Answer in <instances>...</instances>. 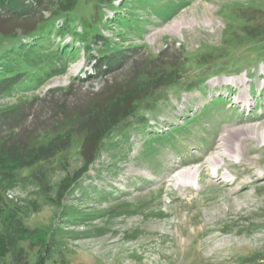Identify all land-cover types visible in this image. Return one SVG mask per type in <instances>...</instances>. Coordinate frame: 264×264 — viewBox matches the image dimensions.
<instances>
[{"label": "rangeland", "instance_id": "1", "mask_svg": "<svg viewBox=\"0 0 264 264\" xmlns=\"http://www.w3.org/2000/svg\"><path fill=\"white\" fill-rule=\"evenodd\" d=\"M165 1L158 0L156 5ZM251 1L172 0L175 10L166 16L130 3L121 8L119 0L112 2L114 8L91 3L83 18L95 24L104 12L96 27L112 37L113 44L124 47V63L88 79L99 55L94 50L84 53L83 44L75 41L57 56L61 62L56 69L65 65L64 72L42 75L37 86L0 93V109L21 105L26 123L24 134L14 135L13 120L6 118L0 124V140L9 143L12 138L37 133L46 142L61 119L59 99L67 106L80 105L89 99L109 98L113 87L128 89L143 83L139 75L152 65L145 59L149 53L156 57L163 52L170 60L174 52L194 56L203 48L222 47L229 25L241 32L237 17L258 13L252 11ZM257 1L264 6L262 0ZM47 7L50 2L44 4L42 13L39 7L31 9L21 23L30 26L41 14L49 17ZM131 10L139 19L150 13L151 21L140 24L139 29L116 23L115 13L124 11L127 16ZM61 22L54 24L56 30L50 34L53 48L48 50L72 42L70 34L60 37ZM13 25L9 20L2 23L4 31L14 28L19 32L18 23ZM76 26L82 31L81 23ZM119 32L126 34L119 38ZM263 54L238 51L233 63L224 62L229 66L222 73L217 72L221 67L217 64L202 68L190 64L185 83L192 87L179 97L174 90L168 92L163 110L145 112L142 122L147 125L128 132V141L116 151L104 148L79 178L77 183L90 189L88 196H80L79 188L62 197L58 194L62 179L82 166L79 147L83 134L79 131L73 133L65 152L21 170L10 190L0 187V228L4 233L10 230L4 216L8 221L15 213L21 219L16 223L20 229L15 228L20 239H12L4 263L34 264L42 254V264H264ZM200 79L203 82L198 84ZM249 92L260 97L247 110L238 104L239 100L243 105L251 101ZM158 98L141 104L150 106ZM178 125L184 130L169 132L175 136L174 146H166L152 159H139L149 137L143 133L145 129L157 127L163 134ZM224 138L233 148L227 153L221 149L227 148L221 147ZM124 149L126 154H122ZM221 152L223 158L214 163L213 157ZM105 193L112 195L102 198Z\"/></svg>", "mask_w": 264, "mask_h": 264}, {"label": "trees", "instance_id": "2", "mask_svg": "<svg viewBox=\"0 0 264 264\" xmlns=\"http://www.w3.org/2000/svg\"><path fill=\"white\" fill-rule=\"evenodd\" d=\"M157 1L119 0V3L121 8L129 3L131 6H136L135 8L149 7L158 10L165 16L174 12L175 7L172 5V0H166L163 5H156ZM48 2H50V7H47L50 11L49 17L43 18L41 14L39 19L33 20L30 26L21 23L26 20L27 13L35 7H39L42 13L44 4L47 5ZM112 2L114 0H0V93H11L17 87L37 86L41 83L42 75L59 73V70L64 72L65 65L60 69H56L55 66L57 62H61V59L58 58L59 53L65 52L68 46H73L75 41H80L83 44L84 53L91 52L92 54L94 50L99 55L96 60L95 72L88 74V79L103 75L114 69L115 66L124 63V58L127 57L122 52L124 47L113 44L112 37L104 35L100 28L96 27L101 24L104 12L99 15V21L95 24L88 18H83L84 14H89L88 6L91 3L96 6L106 4L112 8L116 7ZM249 4L255 6L252 11L258 13L250 17L246 15L237 17L241 24V32L229 25L226 28L222 47L203 48L197 51L194 56L192 53L185 55L183 51L177 54L174 52L170 60L164 56L163 52L158 53L156 57L149 53L145 59L152 65L149 64L147 67L149 71L141 72L139 75L143 83H139L137 86L133 85L128 89L113 87L109 90V98L89 99L88 102L80 105L67 106L66 102L59 99L62 110L61 119L55 123L56 131L54 130V134L49 136L46 142H41L42 137L37 133L30 138H12L9 143L0 140V187L10 190L9 188L16 184L17 174L21 170L34 167L44 160L65 152L72 143L73 133L79 131L83 134L79 147L82 166L75 173H68L62 179L58 185V194L59 197H62L70 189L79 188L80 196H88L90 189H84L78 184L79 178L88 172L104 148L116 151L122 143L128 141V132L140 124L141 127L137 130L143 129L147 125V122H142L146 119L145 112L151 111L156 114L163 110L168 92L174 90L173 92L179 97L181 91L192 87L185 83V74L190 72V64L201 68L217 64L221 66L217 72L222 73L227 71V66H229L224 62L233 63L238 51L247 49L259 55L264 53V6L257 0H253ZM114 16L117 18L116 23L120 26H135L137 29L140 24L149 22L152 18L149 13L145 19H139L138 14L132 10L127 13V16L124 15V11H119ZM6 20L10 21V26L18 23L19 32L14 28L4 31L2 23ZM58 20H62L61 27L58 29L60 37L63 38L66 34H70L72 42L64 43L62 49L48 50L49 46L53 48L50 34L56 30L54 24ZM76 22L81 23L82 31L77 29ZM119 34V38H121L126 32H119ZM73 50L72 48L69 51ZM102 64H105V68L102 67ZM194 77L197 78V75ZM198 81H200L198 84L203 82L201 79ZM154 96H160V98L153 99L150 106L141 104L144 102L143 100H149ZM23 114L19 104L0 109V124L6 118H11L13 120L12 133L14 135L24 134L26 123ZM173 129L182 131L184 127L182 125L172 126L169 131L163 134L157 132V127L145 129L143 133L148 134L149 137L146 139L139 159H152V156L161 152L166 146H174L176 144L175 136L169 135ZM139 132L141 133V131ZM5 136L11 138L9 134ZM115 136L120 137L119 141H115ZM156 145L159 146L156 147ZM126 151L122 150V154H126ZM111 158L115 162L116 158L113 155ZM152 169H157V166H153ZM110 186L112 187V185ZM97 194L100 195L102 192ZM111 195L112 193H105L101 197L107 198ZM11 216L8 221L5 220L6 216L3 220L10 226V230L4 233L0 228V264H5L4 258L9 252L12 239L14 237L20 239L16 233L18 230L16 231L15 228H19V226L16 227V223L21 219L15 216V213ZM75 217H80V214L76 213ZM44 258L45 256L40 254L34 264H42Z\"/></svg>", "mask_w": 264, "mask_h": 264}, {"label": "bare ground", "instance_id": "3", "mask_svg": "<svg viewBox=\"0 0 264 264\" xmlns=\"http://www.w3.org/2000/svg\"><path fill=\"white\" fill-rule=\"evenodd\" d=\"M238 82V81H237ZM248 101V100H247ZM245 103H246V101H244ZM225 139V142H223L222 143V146L221 147H227V148H221V149H223V150H225V153H227V150L229 149H232L233 150V148H232V145H231V143L230 142H228L229 140L228 139H226V138H224ZM239 148V147H238ZM222 150V151H223ZM222 153V152H221ZM224 153V152H223ZM219 154V155H217V156H214L213 157V159H212V161L214 162V163H218L219 162V157L220 158H223V156H224V154Z\"/></svg>", "mask_w": 264, "mask_h": 264}, {"label": "built area", "instance_id": "4", "mask_svg": "<svg viewBox=\"0 0 264 264\" xmlns=\"http://www.w3.org/2000/svg\"><path fill=\"white\" fill-rule=\"evenodd\" d=\"M10 192H11V191H9V197H12V198H13V196H15V195H12Z\"/></svg>", "mask_w": 264, "mask_h": 264}]
</instances>
